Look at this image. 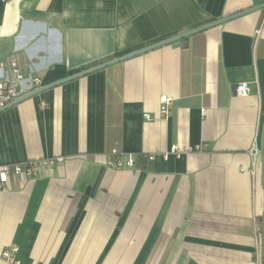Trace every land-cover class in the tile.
Returning a JSON list of instances; mask_svg holds the SVG:
<instances>
[{"label":"crops","instance_id":"1","mask_svg":"<svg viewBox=\"0 0 264 264\" xmlns=\"http://www.w3.org/2000/svg\"><path fill=\"white\" fill-rule=\"evenodd\" d=\"M261 5L0 0V81L13 56L45 87ZM181 42L0 112V165L65 159L0 185V264L11 247L20 264H257V231L264 261V8ZM114 150L135 168L111 169Z\"/></svg>","mask_w":264,"mask_h":264},{"label":"built area","instance_id":"2","mask_svg":"<svg viewBox=\"0 0 264 264\" xmlns=\"http://www.w3.org/2000/svg\"><path fill=\"white\" fill-rule=\"evenodd\" d=\"M6 1V0H2ZM260 34V30L257 31V35ZM9 64V71L4 80L0 81V110L7 105L15 102L19 98L23 97L29 92L35 91L41 86V79L39 77L25 78L19 68L16 56L11 57ZM233 92L237 97H244L248 95L249 88L247 83H240L233 87ZM160 103V116L164 121H168L173 113L174 99L167 95H163L159 99ZM146 119H150V115H145ZM173 153L176 151L173 150ZM251 155L256 159L259 156L258 148L254 147L250 150ZM170 153H165L164 158L167 159ZM144 159L148 162L155 160L154 154L145 155ZM65 161L63 157L45 158L35 162L28 163H12L0 165V185L6 186L11 177H17L22 180H34L41 175V171L44 169L53 171L55 165L61 164ZM111 169H133L136 166V157L133 154H121L114 150L112 158L108 163ZM256 162L253 161V168H255ZM255 246L257 249L258 261L257 264H264V261L260 259L262 256L263 248V235L257 231L255 236ZM17 252L16 247H11L5 250L1 254V258L10 264H20L14 257Z\"/></svg>","mask_w":264,"mask_h":264},{"label":"water","instance_id":"3","mask_svg":"<svg viewBox=\"0 0 264 264\" xmlns=\"http://www.w3.org/2000/svg\"><path fill=\"white\" fill-rule=\"evenodd\" d=\"M263 8H264V5H261V6H258V7H253V8H251V9L247 10V11H244V12H242V13H238V14L233 15V16H230V17H224V18H222V19H219L218 21H215V22H213V23H210V24L204 25V26L199 27V28H197V29H193V30L188 31V32H186V33H182V34H180V35H177V36H175V37H172V38L167 39V40H165V41H162V42H160V43H157V44L151 45V46L146 47V48H144V49H141V50H139V51H136V52H133V53H129V54L124 55V56H122V57H118V58H116V59H113V60L107 61V62L102 63V64H100V65H97V66H95V67H92V68L86 69V70H84V71H81V72H79V73H76V74H74V75H72V76H70V77H67V78H65V79H63V80H61V81H58V82H56V83H53V84H51V85H48V86H45V87H40V88L36 89L35 91L29 93L28 95H26V96H24V97H21V98H19L18 100H16L15 102H13V103L7 105L5 108L1 109L0 112L3 111V110H5V109H7V108L10 107V106H13V105H15V104H17V103H19V102H21V101H24V100H26V99H28V98H31V97H33V96H35V95L41 93L42 91H45V90H47V89H50V88H52V87H54V86H57V85H59V84L65 83V82H68V81L73 80V79H77V78H80V77L86 76V75L91 74V73H93V72H96V71H99V70H101V69H104V68H106V67H108V66H111V65L117 64V63L122 62V61H124V60H127V59H129V58H132V57H135V56H137V55H140V54H143V53H145V52H148V51H150V50H153V49H155V48H158V47H161V46H164V45H168V44H174V46H176V47L182 46L184 43L181 42V40H183V39L189 37L190 35H193V34H195V33H197V32H200V31L207 30V29L212 28V27H215V26L222 25V24H224V23H226V22H228V21H230V20H233V19H235V18H238V17H240V16L246 15V14H248V13H251V12H254V11H257V10H260V9H263Z\"/></svg>","mask_w":264,"mask_h":264}]
</instances>
